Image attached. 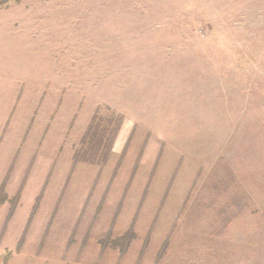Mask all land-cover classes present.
Listing matches in <instances>:
<instances>
[{
  "label": "rangeland",
  "instance_id": "374dc122",
  "mask_svg": "<svg viewBox=\"0 0 264 264\" xmlns=\"http://www.w3.org/2000/svg\"><path fill=\"white\" fill-rule=\"evenodd\" d=\"M11 105L57 140L0 264H264V0H0Z\"/></svg>",
  "mask_w": 264,
  "mask_h": 264
},
{
  "label": "crops",
  "instance_id": "0c3cea01",
  "mask_svg": "<svg viewBox=\"0 0 264 264\" xmlns=\"http://www.w3.org/2000/svg\"><path fill=\"white\" fill-rule=\"evenodd\" d=\"M10 100L14 103V96H11ZM10 107L12 108L9 109L7 117H0V187L4 186L7 197L11 199L14 197V191L17 187V192L20 191V194H23L27 182L20 186V189L19 185L22 179L28 180L31 175L30 172L33 173V178L39 173L37 177L39 184L37 187L44 185L45 167L51 164L50 141L53 140L55 142L57 137H52L50 134L51 117L49 115L38 114V110L35 109L34 115L27 117L26 122L20 125L18 116L14 118V105ZM16 133L21 134L18 136ZM37 154H41L39 157L45 162L44 165L37 159ZM14 171L18 172L16 185H14ZM5 206H7V203L0 205V208ZM13 220L14 211L9 222L11 223ZM2 221L0 238L2 236H9L10 238H5L3 242H0V255L3 252L14 249V243H12L14 234L11 233V231L14 233V229L4 231L5 220L3 219ZM6 257L7 255L2 256V259ZM11 260L14 262L13 254H11Z\"/></svg>",
  "mask_w": 264,
  "mask_h": 264
},
{
  "label": "trees",
  "instance_id": "16d2710c",
  "mask_svg": "<svg viewBox=\"0 0 264 264\" xmlns=\"http://www.w3.org/2000/svg\"><path fill=\"white\" fill-rule=\"evenodd\" d=\"M94 121V120H93ZM121 123V121H119ZM118 122V123H119ZM119 123V124H120ZM119 124L115 127L114 132H117V130L119 129ZM91 130V129H90ZM102 132L100 131V129L96 126H93L92 131L90 132L89 129L87 130V132L85 133L84 137L82 138L81 144L83 145H89V146H100L101 141L98 138V135H102ZM104 134V132H103ZM101 138V137H100ZM112 139L109 140L108 142V146L109 143ZM107 153L105 152L102 156L103 159L106 158ZM9 202L10 204L12 203L13 207L11 208V211L14 209V206L16 204V200L13 199H8L5 190H4V186L0 187V205L5 204ZM135 239V234L132 230V228H130V230L128 232H126L124 235H122L121 237H118L116 239H111L109 240V238H107L106 240L103 241H99V245L101 248V251H104V249L106 248H110V250H117L119 252L120 255H123L129 244ZM108 240V241H107Z\"/></svg>",
  "mask_w": 264,
  "mask_h": 264
}]
</instances>
